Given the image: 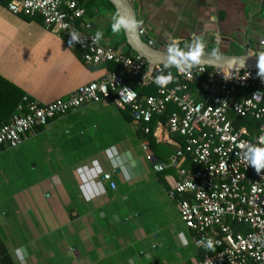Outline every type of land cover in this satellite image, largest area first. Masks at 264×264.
<instances>
[{"label":"crops","instance_id":"obj_1","mask_svg":"<svg viewBox=\"0 0 264 264\" xmlns=\"http://www.w3.org/2000/svg\"><path fill=\"white\" fill-rule=\"evenodd\" d=\"M129 1L146 30L143 40L169 50L182 42L189 51L199 39L203 47L243 54L264 40V0ZM114 16L98 3L77 23L125 52ZM109 70L120 65H86L40 15L13 14L0 4V76L24 95L41 104L67 98ZM154 120L158 137L150 133V141L114 102L90 103L28 133L19 148L0 147V242L14 264L198 260L200 249L169 195L167 177L176 170L153 168L184 138L167 134L166 119ZM107 172L115 188L103 178Z\"/></svg>","mask_w":264,"mask_h":264},{"label":"built area","instance_id":"obj_2","mask_svg":"<svg viewBox=\"0 0 264 264\" xmlns=\"http://www.w3.org/2000/svg\"><path fill=\"white\" fill-rule=\"evenodd\" d=\"M0 4L13 14L40 15L45 29L58 34L68 48L79 50L86 65H120L118 72L109 70L67 98L41 104L24 95L13 117L0 125V147L19 148L36 128L104 101L127 111L143 134L158 137L151 121L173 105L162 125L167 134L182 136L185 147L178 144L166 163H155L153 168L176 170V176L167 177L169 195L192 232L194 246L204 250L193 264H264V168L257 172L251 163V149L264 147V71L172 68L148 62L140 54L127 55L78 26L85 9L76 0H0ZM138 32L141 37L146 34L144 27L139 26ZM259 45L247 52L264 54V40ZM169 74L172 79L166 85L155 83L157 77ZM129 78L138 89L156 85V93L139 94ZM196 79L199 84L190 90ZM235 118L253 120L256 126L237 125ZM103 178L115 188L111 173ZM209 239L214 250L206 247Z\"/></svg>","mask_w":264,"mask_h":264},{"label":"water","instance_id":"obj_3","mask_svg":"<svg viewBox=\"0 0 264 264\" xmlns=\"http://www.w3.org/2000/svg\"><path fill=\"white\" fill-rule=\"evenodd\" d=\"M115 10L117 16H125L137 21L135 10L129 0H109ZM138 22V21H137ZM125 33V38L128 46L135 54H140L148 62L159 64L165 67L172 68H192L196 66H205L210 68H229L231 70H261V58L264 54H228L223 50L215 52H201L198 61H192L185 54H173L168 48L162 47L159 43L149 44L139 35V25L131 29L122 28ZM264 50V47H261ZM175 55L177 60L172 61L169 57ZM179 61V63H177Z\"/></svg>","mask_w":264,"mask_h":264},{"label":"trees","instance_id":"obj_4","mask_svg":"<svg viewBox=\"0 0 264 264\" xmlns=\"http://www.w3.org/2000/svg\"><path fill=\"white\" fill-rule=\"evenodd\" d=\"M78 4L81 5L85 9V15L90 12V10L93 8L94 5L96 4H102L104 5L107 9L111 10L116 14V10L113 6V4L109 0H77ZM176 47V51L173 52V54H185L188 52H191L193 50L190 49L187 51L184 47V44L182 42L173 44ZM223 50V49H222ZM215 51H220L219 48L217 47H212V46H205L203 47L202 52H215ZM225 53L228 54H233L231 50H223ZM127 55H134L135 53L132 51L130 47L124 52ZM239 54V53H238ZM114 64V63H110ZM210 68V67H207ZM129 84H131L133 87H135L134 80L132 78H129L127 80ZM199 84V80L196 79L194 83L191 84L190 90H193L194 86ZM135 89L139 92V94L144 95V94H155L156 93V85H151L148 87L140 88L138 89L135 87ZM238 94V93H237ZM24 93L23 91L15 86L14 84L10 83L9 81L5 80L0 76V125L7 121L8 119L13 117V113L15 112L18 104L20 103L21 99L23 98ZM175 107L173 105H169L168 109L165 114H163L161 119L165 120L167 114L171 113ZM155 118L152 119V123L150 124L153 127V124L155 123ZM249 124L251 129H253L256 126V123L253 120L249 119H240V118H235V123L237 125H241L243 123ZM178 136V135H177ZM149 140L152 141V134L148 135ZM182 137V136H181ZM179 142L181 143L182 147H185L184 144V139H178ZM237 227V225H235ZM238 228V227H237ZM203 249L199 250V256L203 252ZM0 264H14L12 259L10 258L6 248L4 245L0 242Z\"/></svg>","mask_w":264,"mask_h":264},{"label":"clouds","instance_id":"obj_5","mask_svg":"<svg viewBox=\"0 0 264 264\" xmlns=\"http://www.w3.org/2000/svg\"><path fill=\"white\" fill-rule=\"evenodd\" d=\"M113 19H114V23L112 25L113 32H119L121 28L131 29L135 27L136 24L138 23L136 20L125 16H114ZM102 34H103L102 32L97 31L95 36L97 40H99ZM170 50L175 52L176 51L175 45L170 46ZM202 51H203V43L200 42L198 39L195 48L188 53V56L191 58L192 61H198ZM169 59L172 61L177 60L175 55L169 57ZM177 63H179V61H177ZM260 66L262 69H264V57L261 58ZM171 79L172 76L170 74L167 77L159 76L156 78L155 83L163 86L166 85ZM257 99H259V97H257ZM251 152H252L251 163L255 166L257 172H259L260 169L264 168V147H253L251 149ZM127 155L130 157L131 154L128 153ZM206 247L208 249H213V241L211 239L207 241Z\"/></svg>","mask_w":264,"mask_h":264}]
</instances>
